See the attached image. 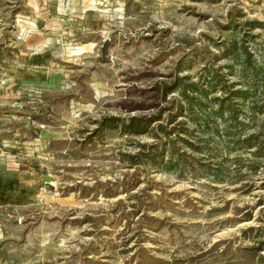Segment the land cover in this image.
Segmentation results:
<instances>
[{
    "label": "rangeland",
    "instance_id": "obj_1",
    "mask_svg": "<svg viewBox=\"0 0 264 264\" xmlns=\"http://www.w3.org/2000/svg\"><path fill=\"white\" fill-rule=\"evenodd\" d=\"M39 33L49 45L38 53L63 70L70 138L32 161L55 180L40 178L39 203L0 214V259L36 253L53 231L64 264H264V155L245 142L264 129V0H1L0 101L11 111L0 136L24 131L17 114L47 113V93L10 71L34 57ZM154 116L159 139L101 126ZM153 147L174 168L137 157Z\"/></svg>",
    "mask_w": 264,
    "mask_h": 264
},
{
    "label": "crops",
    "instance_id": "obj_2",
    "mask_svg": "<svg viewBox=\"0 0 264 264\" xmlns=\"http://www.w3.org/2000/svg\"><path fill=\"white\" fill-rule=\"evenodd\" d=\"M23 31L25 32L26 29ZM39 36L36 44L32 46L34 57L29 62L23 61L22 64L19 63V66H13L10 71L12 78H15L17 83L39 87L47 93L48 103L44 108L47 113L38 114L33 118L26 117L25 112L17 114L13 116L14 124L24 127L23 132L15 135L16 138L20 137L13 139L9 138L10 136H0L2 139L0 143V214L9 211H24L39 203V194L42 190L40 178L45 175L39 173L32 161L47 159L51 156L50 146L53 151L55 144H63L70 138L67 128L72 117L61 106L65 105V103L63 104L65 101L61 100L65 98V95L61 92L63 91L61 84L57 83L63 70L56 71L52 58L47 53H38L46 51L49 45L48 41L43 38V33H39ZM85 51V47L76 48L73 54H84ZM21 91H17L16 94L19 95ZM73 101L74 99L70 101L69 105H74ZM6 104L5 97H3L0 101V120L8 118L4 113L11 111V105ZM17 129L20 130V127ZM0 133H2L1 130ZM20 220L22 218H19ZM14 225L18 226L16 223ZM36 232L39 233V231ZM41 234L44 242L39 245L36 253L29 254V252L23 251V254L26 255L21 256L20 260L3 261L1 258L0 264H64L56 256L67 250L66 245L58 242L60 241L59 235L53 231H41ZM4 238V231L0 226V239ZM89 259L92 260L93 257H89ZM94 262L113 264L109 260H94Z\"/></svg>",
    "mask_w": 264,
    "mask_h": 264
},
{
    "label": "trees",
    "instance_id": "obj_3",
    "mask_svg": "<svg viewBox=\"0 0 264 264\" xmlns=\"http://www.w3.org/2000/svg\"><path fill=\"white\" fill-rule=\"evenodd\" d=\"M198 1H204V0H198ZM228 52H230L228 50ZM194 105H188V108H184L183 106L180 107L179 112L176 115H172L171 118L168 121V126H172L175 123H177V120L181 117H184V112H192ZM230 110V109H229ZM191 114V113H190ZM162 121L161 116L157 117H132L128 120H123L120 118H106L101 122V126L105 128L106 130L110 131H119L123 135L128 136H135V137H141V136H153L155 139H159L158 135L154 133V130L152 129V126ZM192 122L198 123L196 118L191 119ZM160 130L167 136L172 137L175 134V130L171 129L168 130L167 128H164L162 126H159ZM187 133H185L186 135ZM185 144L192 146L191 143L184 141ZM245 142L247 143V146L250 148L257 147L259 149V152L264 155V129L262 132L251 135L248 138L245 139ZM147 146H142L143 149H145ZM154 150H157L156 153H150L149 155L146 153L140 152L138 153V156L146 155L145 157L148 158L149 161L153 162V164H162L165 165L166 168L171 170L174 168V156L173 154L170 155L169 159L166 161L165 152L162 150L158 151L157 147H153ZM135 157H133L134 159ZM254 230V229H251Z\"/></svg>",
    "mask_w": 264,
    "mask_h": 264
},
{
    "label": "water",
    "instance_id": "obj_4",
    "mask_svg": "<svg viewBox=\"0 0 264 264\" xmlns=\"http://www.w3.org/2000/svg\"><path fill=\"white\" fill-rule=\"evenodd\" d=\"M105 48H106V46H104L103 53L105 52ZM41 182L43 184H51L52 182H55V180L51 177L46 176V177L42 178Z\"/></svg>",
    "mask_w": 264,
    "mask_h": 264
},
{
    "label": "built area",
    "instance_id": "obj_5",
    "mask_svg": "<svg viewBox=\"0 0 264 264\" xmlns=\"http://www.w3.org/2000/svg\"><path fill=\"white\" fill-rule=\"evenodd\" d=\"M1 1V0H0ZM22 107V106H21Z\"/></svg>",
    "mask_w": 264,
    "mask_h": 264
}]
</instances>
